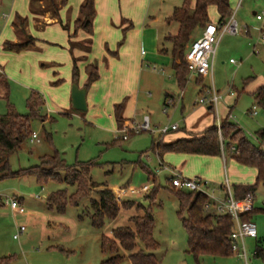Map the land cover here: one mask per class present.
<instances>
[{
    "label": "rangeland",
    "instance_id": "374dc122",
    "mask_svg": "<svg viewBox=\"0 0 264 264\" xmlns=\"http://www.w3.org/2000/svg\"><path fill=\"white\" fill-rule=\"evenodd\" d=\"M229 2L238 32L220 38L212 60L211 76L197 82V77L187 75L184 88L179 89L171 69L162 72V68L156 67L153 71V66L148 65L150 68L147 69V64H144L148 73L144 72L134 80L136 88L137 84L140 86L136 115L139 123L148 115L152 133H141L123 141L122 135L117 133L114 119L108 116L109 107L105 111L104 105L97 104L102 109L99 112L95 104V108L88 107V91H95V100L99 101L108 91L116 88L115 78L110 83L104 69L108 56L118 53L129 36L132 54L137 59L142 58L144 49L138 46L141 32L139 35L137 31L143 19L148 24L152 19L159 20L155 25L161 34L158 48L168 50L166 56L171 62L170 45L164 42L163 35H175L177 25L174 22L165 23V19L170 18L175 8L181 7L182 0H97L93 34L87 39L92 42L90 61L98 67L99 80L95 86L86 89L85 112L71 109L72 84H64V75L71 72L69 63L61 62L67 57V33L60 26L37 31L30 21L27 0H0V75H4L10 85L8 101L0 100V115H4L9 106L20 116L27 115V100L33 93H37L43 102L38 113L40 118L31 122V132L36 134L39 142L30 143L28 139L11 157V170L36 167L42 158L56 151L68 166L96 164L90 167L91 181L106 186L113 194L117 189L139 190L149 186L144 195H125L117 200V204L132 201V209L120 210L114 220H107L101 229H95L89 216V200L98 199L95 191L82 199L78 207L67 206L64 214H58L47 209V197L62 190L71 195L74 188L50 180L40 184L31 176L0 181V258H10V264H101L110 257L100 251L101 236L109 237L114 229L131 227L130 218L141 217L143 207L153 219L152 236L158 248L152 254L159 264H241L236 257H205L196 263L187 253V236L177 216L178 203L167 189L171 177L168 169L180 172L185 179L206 182L209 184L207 193L213 194L216 200L224 198L220 186L225 171L231 186L238 181L253 185L254 171L237 164L229 156L208 158L167 153L160 163L156 152L152 151L153 143L163 140L157 134L159 129L177 126L179 132L171 133L176 140L184 129H200L207 124L208 106L196 104L202 86L213 87L222 96L217 111L212 113L216 121L227 117L230 123L241 129L252 145L259 146L256 133L264 129V110L255 104L252 94L264 86V0ZM123 12L129 17L125 18ZM62 13L60 20L72 34L77 17L76 0H69ZM15 14L28 19L29 34L38 42L30 51L7 54L2 51L1 45L6 41H15L10 29ZM257 15L263 19L256 20ZM118 16L133 26L125 35L116 28L115 19ZM209 18L217 23L218 15L214 9H210ZM116 34L119 38L113 46ZM56 64L62 79L58 86L54 85L56 80L50 67ZM165 95H168L166 103L170 98L174 103L166 106ZM254 107L257 115L251 116ZM96 114L101 116H94ZM187 135L197 134L189 132ZM141 167L151 175L142 171ZM152 177L155 184L151 182ZM152 189L156 190L155 198L147 200ZM263 197L264 190L259 189L255 195V208H263ZM16 198L21 200L24 215L14 212L6 204L8 199ZM260 215L253 216L258 230L264 228L263 216ZM21 227L25 228V232L14 240L17 229ZM245 248L250 264H264L253 258L254 241L247 239ZM139 250L147 253L137 241L133 252ZM129 255L120 250V264H130Z\"/></svg>",
    "mask_w": 264,
    "mask_h": 264
},
{
    "label": "trees",
    "instance_id": "16d2710c",
    "mask_svg": "<svg viewBox=\"0 0 264 264\" xmlns=\"http://www.w3.org/2000/svg\"><path fill=\"white\" fill-rule=\"evenodd\" d=\"M68 1L29 0V13L35 22H41L44 15L49 14L50 19L55 20V24H58L67 33V47L71 55L72 66L71 81L72 85H78L77 62L80 60L75 59L72 52L81 49L84 50V53L89 54L92 50V42L86 40L82 43H74L73 39L76 38L78 32L92 36L93 22L96 17L95 0L82 1L78 8V16L73 22L72 34L60 20V11L67 6ZM210 8L216 10L217 25L226 23L231 17L229 0H182L181 7L175 8L170 18L166 20L167 23L174 22L177 25V33L173 36L167 35L164 42L170 45L171 69L179 89H183L187 82L188 71L184 56L198 32L211 23L208 14ZM27 25L28 20L26 18L17 15L14 17L11 27L20 41L17 43L4 42L2 44L4 52L19 54L35 48V43L38 41L26 35ZM130 29H132V24L128 22V26L122 29V33L125 35ZM160 53H168V50L162 48ZM84 74L86 81L83 88L88 90L92 84L99 80L98 67L89 63L84 67ZM61 83L62 80H57L54 85L58 86ZM9 93L10 85L7 78L0 75V100L8 101ZM252 97L255 104L264 110V86L258 88ZM42 106L43 102L40 96L33 93L27 100V115H18L10 106L7 107V112L4 115H0V181L31 176L35 177L40 184L50 180L74 188V193L71 195L62 190L47 197V209L58 214H64L67 206L78 207L82 199L88 198L89 193L95 191L98 199L89 200L91 210L89 216L91 225L95 229H101L107 220H114L120 210L132 209V201L125 200L117 204V199L111 190L91 181L90 167L96 164L68 166L56 151L51 156L42 158L36 167L17 171L11 170L10 159L29 139L32 134L31 122L40 118L38 113ZM123 109L124 102L113 106V118L117 130L132 123L123 118ZM209 112L213 113V109L210 108ZM219 120L216 121L213 116V122L208 128L204 129L198 136L189 139L176 140L171 143H163L158 140L153 143L152 151H155L161 160L167 153L213 158L222 156L223 149L225 156H229L243 167L252 169L255 173L253 185L231 186L234 198L239 200L249 194L256 195L259 189L264 190V129L256 133L259 143V146L256 147L246 139L239 127L228 121L227 117ZM132 136L134 135H130L129 138ZM232 148L234 149L233 152L231 151ZM141 170L151 175L143 167ZM151 182L155 184L154 177H152ZM167 189L178 203L177 216L180 218L181 226L187 236V253L193 257L194 261L199 263L205 257H235L230 242V235L234 227L231 218L227 215L216 214L213 211L207 212L205 207L209 204V200L201 193L176 190L170 185ZM155 193L156 190L152 189L147 200L151 197L153 200ZM142 209L144 211L141 217L133 216L130 218L131 227L114 229L109 237L101 236L100 251L102 254L110 255L101 264H120L122 259L119 256L120 250L130 254L128 256L130 264H159V261L152 254L158 248L152 236L153 219L149 211L143 207ZM260 211L253 208L250 212L241 215V220L250 221ZM137 241L147 253L142 250L133 252ZM254 257L264 260V248L260 242H257L255 246ZM0 264H10V258H0Z\"/></svg>",
    "mask_w": 264,
    "mask_h": 264
},
{
    "label": "crops",
    "instance_id": "0c3cea01",
    "mask_svg": "<svg viewBox=\"0 0 264 264\" xmlns=\"http://www.w3.org/2000/svg\"><path fill=\"white\" fill-rule=\"evenodd\" d=\"M82 1L83 0H76V3H77V16H78V8H79L80 4L82 3ZM96 5H97V0H95V10H96ZM27 9H28V14L30 16V21L34 24L35 29L37 31L42 32L46 28L59 26L58 24H55V20H51L50 19L49 14H45L44 17L41 19V22H35L33 17L31 16V14L29 13V0H27ZM210 9H214V8H210ZM210 9L208 10V14H209ZM64 10H65V7L61 9L60 15L63 14L62 12ZM123 14H124L125 18L129 17V15L125 14L124 12H123ZM16 15L19 16L18 14H15V16ZM96 16H97V13H96ZM14 17L11 20V23L13 22ZM19 17H21V16H19ZM21 18H23V17H21ZM95 19H96V17H95ZM166 20L167 19H165V23H167ZM209 20H210V18H209ZM158 21H159L158 19H152L150 21V23H152V24H150V23L148 24L147 22H144V19H143L142 22H141V25H138V26H141L138 29V31H137L139 33V35H140V32H141V35H140L141 38L139 40L138 46L140 45L144 49L142 51V58H138L137 59L132 54V51H131L132 41H131L130 36L126 40V43L124 44V46L122 48H120L118 53H114V55L108 56L107 67H105L104 71L107 74L106 78H109L110 83L115 78L116 84H117L116 88H114L113 91H108L104 96H102V98H100L99 101L95 100V97H94V92L95 91H93V90L90 91L89 90L88 94H87L88 95L87 96V102H88V107L89 108H95L96 106H98V112H99V111L102 110L101 106L99 108V105H104L105 111H107V107H109V111H107V112H108V114L110 113L111 115L109 114L108 116H109V118L110 117L113 118V106L116 105V104H120L121 102H124V109H123V113H122L123 118L125 120L130 121V122L139 123L137 121L138 120L137 119L138 116L136 115V110L138 109V105H139L138 97L140 95L139 94V87L140 86L137 84L138 87L136 88L134 80L136 81V79L138 77H141V75L144 72L148 73V71L144 69V64H147V66H146L147 69L150 68L148 65L153 66V68H154V70L152 68L153 71H156V67L162 68L161 69L162 72H164V70L167 69V68L171 69V62L172 61L169 62L168 58L166 56L167 53H165V54L160 53V49L158 48L159 44H160V36H161L160 32L158 31L157 27L155 26L158 23ZM94 22H95V20H94ZM94 22H93V28H94ZM128 22H129L128 20L122 19L120 16H118L115 19V25H116L117 30H122L123 27L128 26ZM211 23H213V22H211ZM213 24H217V23H213ZM28 27H29V21H28V25H27V28H26V35L32 37V35L29 34ZM10 29H11L12 35L14 37V40H15L13 43L19 42L20 39L14 33V31H13V29L11 27V24H10ZM132 29H133V26H132ZM132 29H130V30H132ZM201 32H202V30H200L198 32L196 38H198L200 36ZM164 34H165V32H164ZM163 36H164L163 37V40H164V38L167 35L165 34ZM87 37L90 38V36H88L87 34H85L83 32H78L77 35H76V38L73 39V42L82 43V42H84L86 40H89V39H87ZM115 38L116 39L113 41V46L118 41L119 37H118L117 34H116ZM67 42H68V38H67ZM36 44H37V42L35 43V45ZM109 46H110V44H109ZM1 49H2V45H1ZM65 51L67 53V57L65 56L64 60L61 61V62L69 63V65H70L69 68L71 70L72 69V66H71V55L68 52V47H66ZM83 51L81 49H79V50L76 49V50H73V52H72V56L75 59L80 60V61L77 62L78 70L80 71V77L78 79V87L79 88H83V86L85 84L86 76L84 74V67L87 64L91 63L90 56L92 54V50H91V53H89V54H86ZM24 52H26V51H24ZM4 53L14 54V53H8V52H4ZM57 65L58 64H56V66H50L51 70H53V77L55 78L56 81L57 80H62V79L59 78V73L57 72V69H58L59 66H57ZM64 77H65V80H66V82H64V84L67 83V82L72 84L71 72H70L69 75H64ZM197 79H198L197 82H199V80L201 78H197ZM65 85L67 86V84H65ZM95 85H96V83L92 84L91 86H95ZM202 88H205V87L202 86ZM202 88H201V90H202ZM200 94H201V91H200ZM166 98H168V95H165L164 103L166 101ZM69 104L71 105V99H69ZM97 104H99V105H97ZM208 108L209 107H207V110L209 112ZM71 109H72V107H71ZM94 116L100 117L101 114H96ZM206 116L209 118V121L207 122V124L204 127L200 128V129H193V128L184 129L182 131V133H179L180 135L177 136L178 138H176V140L189 139V138L193 137V136L187 135V133H189V132L197 134L196 136H198L204 129L208 128L212 124V121H213L212 113L209 112V113L206 114ZM144 117H148V115H146ZM177 131L179 132V128L178 127H177V129L175 131H171L166 136H164L162 141H164L165 143H171V142L176 141L175 137H172L173 135H171V133L177 132ZM164 156H166V154ZM164 156L162 157V159L164 158ZM162 159L161 160L159 159L160 163H161ZM224 160H225V158H224ZM236 185H246V183H243L242 181H238L236 183ZM220 189H221V186H220ZM117 190H119V189H117ZM117 190H115V191H117ZM141 195H144V194H139L138 196H141ZM16 200L21 205V200H18L17 198H16ZM261 204H263V208H261L260 206H259V208H255L256 207L255 205H254L253 208L261 210L258 213L262 214L260 216H263L261 219L264 220V201H263V199L261 201ZM250 221L252 223H254V217H252ZM263 225H264V223H262V226ZM248 240L254 241L255 242V246H256L257 242H260L261 245L264 248V228L260 227L259 230L257 229V238L255 240H252V239H248ZM244 243L246 245V240H245ZM254 251H255V249H254ZM254 251H253V258H255L254 257ZM258 260L261 261L262 263H264V260H261V259H258Z\"/></svg>",
    "mask_w": 264,
    "mask_h": 264
},
{
    "label": "built area",
    "instance_id": "2783aa9c",
    "mask_svg": "<svg viewBox=\"0 0 264 264\" xmlns=\"http://www.w3.org/2000/svg\"><path fill=\"white\" fill-rule=\"evenodd\" d=\"M262 19V16H256V20L261 21ZM237 32V24L232 19V17H230L228 21L222 25L213 23L206 25L202 29L200 36L192 41L184 56L188 75L195 76L201 79L211 76L212 60L215 56L216 47L220 38L225 34L236 35ZM262 42L264 45V36H262ZM221 99L222 96L219 95V93L215 91L213 87H205L196 104H201L212 108L215 114V112L217 111V105L221 101ZM173 103L174 101L172 98L168 99L167 103L165 101L166 106ZM256 115V108L254 107L251 111V116ZM176 129L177 126L165 127L157 130V134L159 135L160 139H162L169 132L175 131ZM147 132L152 133V131L150 130V121L148 117H144L141 123L132 122L130 125H125L122 129L117 130V133L122 135L121 139L123 141L128 140L130 135H139L141 133ZM29 141L30 143L39 142L38 137L34 133L30 135ZM231 151L233 152L234 149L232 148ZM222 156H225L223 149ZM168 170L171 174L168 183L172 188L180 191L195 192L205 195L209 200V204L205 207L207 212L213 211L216 214L227 215L231 218L234 225L233 232L230 235L231 250L235 254V257L238 258V260L241 262V264H249V259L247 257L244 242L247 239L255 240L257 238V228L256 225L251 221H242L241 215L248 213L253 209L255 195L249 194L243 199H235L232 193L231 185L229 184L227 173L225 171L224 181L221 185V189L224 192V198L222 200H216L213 194L209 195L207 193L209 184H207L206 182H203L201 179H185L181 176L180 172H177L173 169ZM148 189L149 186H144L139 190H129L125 188L119 189L116 191L115 197L119 201L123 196L125 197V195L134 196L139 194H146L148 192ZM6 204H8L14 212L20 215H23L25 213L22 205H20V203L16 199H8L6 201ZM23 232H25V228H18L16 235L13 237L14 240H18L19 236Z\"/></svg>",
    "mask_w": 264,
    "mask_h": 264
},
{
    "label": "water",
    "instance_id": "95a60500",
    "mask_svg": "<svg viewBox=\"0 0 264 264\" xmlns=\"http://www.w3.org/2000/svg\"><path fill=\"white\" fill-rule=\"evenodd\" d=\"M71 107L78 112H85L86 106V88H79L78 85L73 84L70 92ZM210 109V107L208 108Z\"/></svg>",
    "mask_w": 264,
    "mask_h": 264
}]
</instances>
